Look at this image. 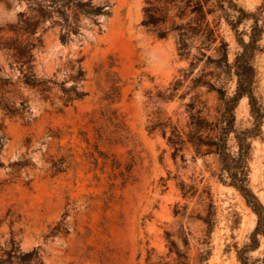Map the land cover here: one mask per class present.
<instances>
[{
    "label": "rangeland",
    "instance_id": "obj_1",
    "mask_svg": "<svg viewBox=\"0 0 264 264\" xmlns=\"http://www.w3.org/2000/svg\"><path fill=\"white\" fill-rule=\"evenodd\" d=\"M81 1L105 6L108 15L73 19L68 11L65 23L50 0H0L2 40L18 37L8 30L19 15L35 18L37 4L44 7L49 17L37 31L45 30L32 51L34 73L85 93L68 104L58 88L43 100L19 86L15 94L27 100L28 116L0 111V245L12 236L23 252L39 248L43 264H146L148 257L175 264L168 242L187 264H261L264 238L250 249L255 215L221 178L217 157L188 136L196 133L194 118L219 117L218 90L233 96L236 78L223 59L233 65L237 40L247 42L253 19L264 25L263 0H232L247 14L236 35L229 24L238 13L218 0ZM148 3L163 18L155 29L142 25ZM154 49L163 63L154 61ZM10 64L0 50V76L14 81L18 71ZM78 66L84 80L74 82ZM253 66L254 95L264 109V49ZM234 120L231 154L235 137L253 128L246 97ZM173 130L181 141L175 158ZM248 143V187L264 207V120ZM204 242L210 255L198 263Z\"/></svg>",
    "mask_w": 264,
    "mask_h": 264
},
{
    "label": "trees",
    "instance_id": "obj_2",
    "mask_svg": "<svg viewBox=\"0 0 264 264\" xmlns=\"http://www.w3.org/2000/svg\"><path fill=\"white\" fill-rule=\"evenodd\" d=\"M27 1V0H26ZM159 1V0H155ZM220 5L226 6L227 9L238 13V16L229 24L231 30L237 34L238 26L245 20L247 14L240 8L237 9L232 0H218ZM38 5L35 10V18H28L24 15H19V20L15 26L9 27V32L18 36L15 39L0 38V50L5 51L13 61L10 64V69L14 68L18 71V75L14 81L0 76V111L4 112L9 118H25L28 116L29 108L27 100L15 92L19 86H22L28 91H33L43 100L48 99V94L52 88H58L62 93L65 103H72L75 100H80L85 93L77 89L74 84L69 88H64L63 83L56 84L51 80H43L36 77L33 70V55L32 51L41 46L42 35L45 32L41 28L40 34L37 31L41 26L43 19L49 17L47 12L43 11L44 7ZM49 5L52 7V12L61 17L67 22V13L72 11V18H77L78 15L85 17H95L108 15L105 6H93L90 1L82 2L81 0H50ZM264 7V0H263ZM159 11L148 3V7L144 9V19L142 25L155 29L163 22V18L158 16ZM253 16V15H252ZM179 31V27L175 28ZM74 33L75 31L72 30ZM157 38H165L166 32L154 30ZM264 35V25L259 26L258 20L253 19L248 40L245 42L242 37L237 40L241 52L235 57L233 65L228 66L225 58L223 59L224 66L230 68L236 78V90L233 96L229 97L225 92L217 91V100L220 103L221 109L219 117L214 121H208L207 118L196 117L193 119V127L196 130L192 136H188L190 142L196 149L204 148L205 154H214L219 162L222 172L221 178L225 179L230 187H232L246 202L251 211L256 217V225L251 234L252 244L250 249L255 250L258 245V236L264 238V207L254 196L248 187V159L250 145L248 140L260 136L261 126L264 120V109L259 100L254 95L255 85V69L253 59L256 53L262 52L264 47L260 46L262 36ZM23 37H25L23 39ZM60 41H66V35H60ZM179 47H182L179 44ZM1 73V69H0ZM74 82L84 80V72L78 66L75 76L72 77ZM243 97L248 100V106L251 118L253 120V128L249 131L240 132L236 137L237 152L231 154L227 148V138L234 126V110ZM110 99V98H108ZM172 131L171 137L168 138L169 145L173 148L172 157L175 158L179 152L178 135ZM199 134V135H198ZM204 135V136H203ZM20 162L14 163L19 165ZM24 165V164H23ZM2 165L0 164V167ZM122 177V173H120ZM183 191V189H181ZM184 195V193H182ZM185 196V195H184ZM207 226V233L211 229V220H203ZM169 235L166 234V237ZM184 245L186 241L184 240ZM205 248L201 251L198 257V263L206 262L210 255L208 248L209 243L204 242ZM168 254H174L175 264H187L186 256L181 253L173 242H168ZM241 264H248L245 258H239ZM0 264H43L40 249L36 248L30 252H23L20 249L19 243L11 238L4 244L0 245ZM146 264H161L149 263V257L146 259ZM257 264V263H252ZM261 264H264L262 261Z\"/></svg>",
    "mask_w": 264,
    "mask_h": 264
},
{
    "label": "bare ground",
    "instance_id": "obj_3",
    "mask_svg": "<svg viewBox=\"0 0 264 264\" xmlns=\"http://www.w3.org/2000/svg\"><path fill=\"white\" fill-rule=\"evenodd\" d=\"M152 54H153V59L155 62L157 63H163L165 60H164V57L162 55H160L155 49L152 50Z\"/></svg>",
    "mask_w": 264,
    "mask_h": 264
}]
</instances>
